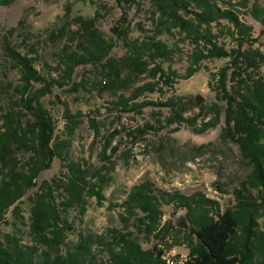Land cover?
<instances>
[{"label": "rangeland", "instance_id": "obj_1", "mask_svg": "<svg viewBox=\"0 0 264 264\" xmlns=\"http://www.w3.org/2000/svg\"><path fill=\"white\" fill-rule=\"evenodd\" d=\"M10 1L0 5V132L9 114L14 116L15 125H24L30 119L20 99L22 96L15 91L20 76L8 51L13 49L34 58V68L43 77L44 82L31 84L26 94L47 89L39 103L54 124L53 143L58 145V156L50 169L37 177L33 191H28L5 211L0 221L1 242L9 239L21 246H36L34 262H42L45 246L35 244L30 234L29 198L41 190L39 186L44 182L54 188L59 204L57 226L64 229L63 241L51 257L56 254L78 257L77 244L88 240L90 251L83 258L86 264L89 261L112 264L113 258L125 257L135 247L140 252L141 264H155L153 260L158 251L164 263L182 264L189 258L194 240L188 236L191 226L186 215L188 208L179 205L176 197L208 201L203 203L206 204L203 208L214 218L227 209L237 211L239 202L251 197L261 205V213L255 218L258 217L257 229L264 237V198L260 197L263 190L249 182L253 168L240 153L237 143L221 137L225 126L223 114L214 129L198 136L178 121L166 122L172 111L161 105L173 100L176 107L184 106V118L200 115L203 119L211 116L207 115L211 104L223 108V101L216 97V80L223 67H234L230 62L238 43H242V52L257 51L264 56L262 27L251 16L253 6L264 9V0H210L219 8L234 11L239 23L251 28L242 37L235 34L226 19L209 26L199 24L200 10L191 0L185 1L184 7L173 0ZM124 13L127 15L125 41L110 31ZM89 20L103 40L112 42L113 48L101 62L86 61L72 75L61 73L57 68L58 65L62 66L60 70L63 68L65 55L82 54V46L89 45L88 37L81 35L80 29V24ZM159 44H162L161 50ZM215 47L231 56L207 57ZM136 50L149 62V67L127 88L128 85L122 84L127 71L122 69L121 60L133 58ZM197 51H202L205 57L194 64ZM243 62L241 58L238 64L250 75L247 78L242 73L247 78L246 85L251 86L258 78L264 79V65L249 69ZM115 66L121 71L120 76L114 73ZM154 66H159L165 75L174 74L170 76V83L160 74L152 79ZM190 67L193 71L187 75ZM231 71L226 82L228 88L234 89L236 82L230 79ZM151 81L156 83L153 92H142L127 107L118 103L121 96L129 98L135 88ZM143 102L151 105L140 108ZM133 105L136 108H129ZM66 113L76 116L72 135L67 134V126L73 125V121L66 118ZM146 125L150 129L135 140L131 131ZM107 142H110L109 148L117 150L110 158L102 159L101 148ZM26 151L21 146L14 149L15 157L22 163L26 162ZM70 161L84 163L92 175L99 171L106 176L102 201L86 195L81 204L62 208L61 186L55 189L54 183L60 184L67 178L65 166ZM142 184L150 187L160 205L155 231L149 234L140 222L145 214L138 207L129 211L125 205L130 190ZM189 205L194 206V202ZM64 221L69 229H65ZM162 225L166 230L159 232ZM237 233H242L240 228ZM253 262L264 264L263 258L257 256Z\"/></svg>", "mask_w": 264, "mask_h": 264}, {"label": "trees", "instance_id": "obj_2", "mask_svg": "<svg viewBox=\"0 0 264 264\" xmlns=\"http://www.w3.org/2000/svg\"><path fill=\"white\" fill-rule=\"evenodd\" d=\"M179 3L184 7L183 3L187 0H173L172 2ZM199 7L198 23L209 26L212 22H217L221 19H226L233 27L235 34L238 37L244 36L251 29L242 23H239L238 16L234 11L222 9L215 5V2L210 0H191ZM0 0V5L9 4ZM188 2V1H187ZM189 3V2H188ZM252 18L262 27L264 34V9L258 6H253L251 10ZM127 15L124 13L117 20V23L110 29L111 34L115 35L123 41L127 38L126 27ZM81 35L87 36L89 45L82 46L84 53L65 55L62 66L58 65L59 71L63 74L72 75L76 67L86 61L96 60L101 62L107 59L108 53L113 48L112 42H107L97 34L94 29L93 22L83 21L80 24ZM247 31V32H246ZM80 32V31H79ZM210 33L208 32L207 35ZM195 43H198L196 39ZM136 47L135 45H132ZM242 43L239 42L237 49L234 51L235 56L230 62L234 67L225 66L221 69L217 76L216 97L224 103L223 108L217 107L216 104H211L207 115H211L207 119L201 118L200 115L184 118L182 112L184 106L176 107L177 103L169 100L163 107H168L172 111V116L166 122L178 121L186 128H192L194 134L198 136L205 135L209 130L214 129L220 122V117L224 116V127L221 130V137L230 138L239 146L240 153L251 163L252 176L251 185H258L263 190L261 192L264 198V79L258 78L252 85H246L245 81L250 77L249 73L241 68L238 61L242 58L246 62V67L249 69H258L264 65L262 61L264 56H260L259 52H242ZM159 50L162 49V44H159ZM14 65L20 76L18 86H15V91L22 96L20 99L25 104V110L30 116V119L24 125L16 124L12 114L5 116L3 123V132H0V221L9 208L14 206L28 191H33L36 186V179L41 172L50 169L51 165L58 156V145L54 142V124L48 112L43 109L39 103L40 98L46 93V88H41L33 93L26 94L31 87V84L44 82L43 77L34 68V58L22 55L13 49H8ZM137 51V55L133 58H122V69L126 70V75L123 77L122 84L128 85L131 88L134 78L148 71L149 62L144 60L142 53ZM193 63L196 64L199 59L205 57L202 51L195 52ZM206 55V54H205ZM221 48L209 50L207 57L227 58L230 57ZM256 58H259L257 63ZM262 59V60H261ZM243 62V63H244ZM191 64V65H194ZM155 67V68H154ZM152 69V79L160 74L165 78L166 83H170V76L165 75L159 66H154ZM114 73L120 76L121 71L116 66L113 68ZM231 71L234 89L228 88L226 82L228 71ZM189 73L193 71L189 68ZM242 73L247 74L244 76ZM153 80V81H154ZM148 82L142 86H138L132 92L129 98L121 96L118 100L119 104L127 107L132 100L139 98L142 92H153L156 83ZM53 83L55 81L53 80ZM24 97V98H23ZM151 105L149 102L140 103V108ZM136 108L135 105L129 108ZM66 118L73 121V125L67 126V134L72 135L74 132V118L66 113ZM201 122L197 125L198 119ZM196 126V127H195ZM194 127V128H193ZM150 129L148 125L143 128H137L131 131L134 139L137 136H142L146 130ZM24 147L26 151V162H20L14 154L16 147ZM110 147V142H107L101 148L100 156L102 159H108L116 152V147ZM109 150V154H107ZM65 155V153H64ZM92 156V155H91ZM64 158H66L64 156ZM23 164V165H22ZM67 178L64 181L54 183L57 189L61 186L62 191V208L68 209L73 204H81L86 195L94 197L100 202L104 199L103 187L107 182L106 176L101 172L91 174L90 168H86L84 163L70 161L65 166ZM91 174V175H90ZM94 180V182H92ZM257 186V187H258ZM40 191L34 192L29 198L30 206V234L32 241L35 244H43L45 250L41 252L42 262L38 264H84L83 259L89 251L88 240L79 242L78 257L70 256L65 258L60 255L51 257V253H57V247L63 241L64 229L58 228L59 222V204L56 203L54 188L46 182L39 186ZM238 196H242V192H238ZM178 204L187 209L188 222L191 225L188 227L189 237L194 240V245L189 249V258L182 264H254L255 257H261L264 260V241L263 233L259 231L257 218L261 205L250 198H243L239 202L236 210L227 209L223 213L218 214L216 218L209 215V212L203 208L208 201H197L193 198L176 197ZM194 206H190L191 202ZM127 210L139 208L145 215L140 220L145 233H153L155 224L158 221L159 212L157 208L160 206L157 199L152 196L150 187L147 184L136 186L130 190L125 201ZM57 206V207H56ZM62 209V210H63ZM84 210V207L82 208ZM261 213V212H260ZM65 229L70 226L66 221ZM184 226L185 224L182 223ZM240 228V234L237 229ZM166 226L162 225L160 231H165ZM50 234L51 236H48ZM36 246H21L17 241L7 239L5 242L0 241V264H35L34 255ZM152 257L151 254H148ZM161 252L154 258L155 264H168L161 258ZM86 264V263H85ZM89 264L94 262L89 261ZM112 264H141L140 252L137 247L130 248L127 255H122L113 258Z\"/></svg>", "mask_w": 264, "mask_h": 264}]
</instances>
